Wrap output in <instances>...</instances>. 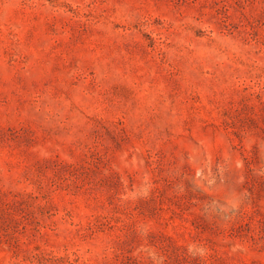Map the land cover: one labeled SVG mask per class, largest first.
I'll return each instance as SVG.
<instances>
[{
	"label": "rangeland",
	"instance_id": "obj_1",
	"mask_svg": "<svg viewBox=\"0 0 264 264\" xmlns=\"http://www.w3.org/2000/svg\"><path fill=\"white\" fill-rule=\"evenodd\" d=\"M0 264H264V0H0Z\"/></svg>",
	"mask_w": 264,
	"mask_h": 264
}]
</instances>
